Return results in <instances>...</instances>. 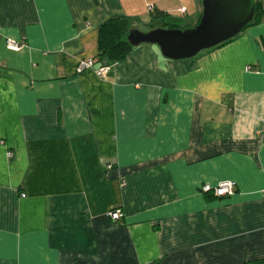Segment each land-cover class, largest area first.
Segmentation results:
<instances>
[{
    "label": "crops",
    "instance_id": "1",
    "mask_svg": "<svg viewBox=\"0 0 264 264\" xmlns=\"http://www.w3.org/2000/svg\"><path fill=\"white\" fill-rule=\"evenodd\" d=\"M200 14L201 0H0V264L264 259V12L189 58L139 43L96 59L101 76L75 71L111 17L149 30ZM224 180L229 195L200 190Z\"/></svg>",
    "mask_w": 264,
    "mask_h": 264
},
{
    "label": "water",
    "instance_id": "2",
    "mask_svg": "<svg viewBox=\"0 0 264 264\" xmlns=\"http://www.w3.org/2000/svg\"><path fill=\"white\" fill-rule=\"evenodd\" d=\"M254 0H201L196 24L180 28L131 29L129 44H156L160 54L172 60L185 59L238 34L252 19Z\"/></svg>",
    "mask_w": 264,
    "mask_h": 264
},
{
    "label": "trees",
    "instance_id": "3",
    "mask_svg": "<svg viewBox=\"0 0 264 264\" xmlns=\"http://www.w3.org/2000/svg\"><path fill=\"white\" fill-rule=\"evenodd\" d=\"M261 1L262 0H254L255 10L250 22H252L254 19H257L261 12H264V9H261ZM152 16L165 17L166 14L155 12ZM133 28L134 27L132 25L131 19L125 15L111 17L102 22L97 28L96 53L95 56L92 57L94 64L97 63L96 59L98 61L106 60L110 63L118 62L124 59L134 48V46L129 44L127 41V34ZM166 28L183 29L185 26L179 21L171 19L166 21ZM226 41H223L219 44H222ZM256 264H264V259L257 261Z\"/></svg>",
    "mask_w": 264,
    "mask_h": 264
},
{
    "label": "built area",
    "instance_id": "4",
    "mask_svg": "<svg viewBox=\"0 0 264 264\" xmlns=\"http://www.w3.org/2000/svg\"><path fill=\"white\" fill-rule=\"evenodd\" d=\"M261 3L264 5V0H262ZM146 9L147 11H151L152 5H147ZM182 10L183 8L178 9V11H182ZM22 45L23 44L21 42H16L12 39L5 40V47L10 50H18L20 49ZM108 67L109 66L107 64L95 66L93 59L88 58V59L78 60V62L76 63L75 71L80 72L83 69L91 68L95 72L96 75L101 76L107 71ZM256 137L258 138L259 141L264 142V121L262 123V126L256 132ZM6 155L9 157L11 156V153L8 151L6 152ZM105 167L110 168V164H106ZM234 185L235 184L233 181L224 180V181L218 182L214 186L204 184L200 187V190L202 192L210 193L211 195L215 197H222V196L231 194L233 192ZM105 215L112 221H117L122 217V213L118 208L108 209Z\"/></svg>",
    "mask_w": 264,
    "mask_h": 264
},
{
    "label": "rangeland",
    "instance_id": "5",
    "mask_svg": "<svg viewBox=\"0 0 264 264\" xmlns=\"http://www.w3.org/2000/svg\"><path fill=\"white\" fill-rule=\"evenodd\" d=\"M186 28V27H185ZM139 31H147L148 29L146 27H138Z\"/></svg>",
    "mask_w": 264,
    "mask_h": 264
}]
</instances>
